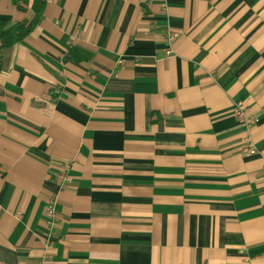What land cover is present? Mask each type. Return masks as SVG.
<instances>
[{
	"label": "crops",
	"instance_id": "1",
	"mask_svg": "<svg viewBox=\"0 0 264 264\" xmlns=\"http://www.w3.org/2000/svg\"><path fill=\"white\" fill-rule=\"evenodd\" d=\"M44 1L0 49V264H264V0Z\"/></svg>",
	"mask_w": 264,
	"mask_h": 264
},
{
	"label": "built area",
	"instance_id": "2",
	"mask_svg": "<svg viewBox=\"0 0 264 264\" xmlns=\"http://www.w3.org/2000/svg\"><path fill=\"white\" fill-rule=\"evenodd\" d=\"M161 40L164 45V55L165 57H170L172 54V44L178 37V32L166 28L161 33ZM232 113L236 118L239 126L243 129L245 133L248 134L250 127L257 123V119L249 117L246 114V109L244 108L242 102H236L233 106ZM240 149L242 152L250 154L254 152V148L250 143L249 138L246 136L241 140ZM70 165L68 163H63L57 168V173L55 174V180L59 185V189H63L65 185L70 182L68 176ZM44 207V217H45V235H46V248L49 247V238L52 234V230L56 225V213H55V197L49 196L45 201Z\"/></svg>",
	"mask_w": 264,
	"mask_h": 264
},
{
	"label": "trees",
	"instance_id": "3",
	"mask_svg": "<svg viewBox=\"0 0 264 264\" xmlns=\"http://www.w3.org/2000/svg\"><path fill=\"white\" fill-rule=\"evenodd\" d=\"M16 9L19 11H25V6L28 4L29 0H9ZM44 0H31L29 9L31 11V18L29 20H22L16 23H10L6 20L0 19V38L2 43L0 49L10 48L13 45L21 42L26 38L36 24L40 21L44 9ZM80 54L81 60H87L89 54L73 48L69 51V57L71 60H75L74 54Z\"/></svg>",
	"mask_w": 264,
	"mask_h": 264
}]
</instances>
